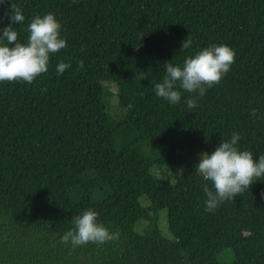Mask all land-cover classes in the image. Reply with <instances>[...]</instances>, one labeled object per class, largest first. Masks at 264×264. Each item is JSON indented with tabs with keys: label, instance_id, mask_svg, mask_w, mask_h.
I'll return each instance as SVG.
<instances>
[{
	"label": "trees",
	"instance_id": "trees-1",
	"mask_svg": "<svg viewBox=\"0 0 264 264\" xmlns=\"http://www.w3.org/2000/svg\"><path fill=\"white\" fill-rule=\"evenodd\" d=\"M13 3L25 16L12 23L19 42L27 43L34 16L53 13L68 46L32 84L0 83V264H264V177L210 213L203 187H214L196 170L197 152L211 154L234 132L239 150L264 155V119L249 115L255 108L264 116V0ZM8 8L0 5V30L10 23ZM187 37L192 46L180 50ZM221 44L235 61L204 96L180 89L181 101L171 104L156 95L166 63L182 67ZM60 61L71 65L62 74ZM102 81L115 83L125 109L115 121ZM189 97H198L193 109ZM146 139L155 153L133 145ZM155 164L182 170L170 182L154 175ZM162 208L173 240L158 228ZM87 209L119 239L75 249L61 243ZM139 218L147 220L142 232L134 230ZM223 248L232 261L217 259Z\"/></svg>",
	"mask_w": 264,
	"mask_h": 264
},
{
	"label": "clouds",
	"instance_id": "clouds-1",
	"mask_svg": "<svg viewBox=\"0 0 264 264\" xmlns=\"http://www.w3.org/2000/svg\"><path fill=\"white\" fill-rule=\"evenodd\" d=\"M76 0H73L75 3ZM8 3L6 12L10 21L7 27L0 30V83L23 81L32 84L34 80L48 71L50 55L67 48L66 39L61 38V24L53 13L36 15L27 25L29 33L27 43L18 40V32L12 23L22 24L25 16L13 0H0V5ZM0 19H3L0 17ZM192 41L187 37L180 50L189 49ZM83 51V47L81 49ZM235 61V51L227 45H213L188 56L183 66L166 63V75L161 83L155 84L156 95L171 104L181 101L180 89L189 93H198L202 97L207 88L219 84ZM70 63L60 61L56 66L58 74L70 68ZM83 68V61L77 63V70ZM140 79H146L141 76ZM198 98V97H197ZM197 98L186 100L188 109L197 105ZM250 116L264 119L258 109H252ZM239 133H233L229 140L221 142L211 153H201L197 172L210 181L214 191L207 185L203 187L206 194L205 211L214 212L224 201H233L261 177H264V155L253 158L252 152L237 148ZM264 197V193H262ZM98 212L85 210L82 215L72 218L73 227L60 236V242L71 245L73 249L89 243L103 245L116 241L119 231H109L102 223H98Z\"/></svg>",
	"mask_w": 264,
	"mask_h": 264
},
{
	"label": "rangeland",
	"instance_id": "rangeland-1",
	"mask_svg": "<svg viewBox=\"0 0 264 264\" xmlns=\"http://www.w3.org/2000/svg\"><path fill=\"white\" fill-rule=\"evenodd\" d=\"M101 84L107 91L105 93L104 98L106 101V109H107V112L111 120L115 121L117 119H120L125 113V109L122 108L118 104V90H117L115 83H113L112 81H102ZM127 140L128 139H126L125 141ZM132 142H133V145L142 153L150 155L157 151V149L155 148V145L153 144V141L150 139L141 141L139 145H137V142L135 141H132ZM120 144H121V141L117 139V145H120ZM201 153H205V152L203 150H200L196 154L198 160H200ZM181 170H182V166H176V165L175 166L174 165L164 166V165L155 164L152 167V172L154 173L156 177H159L160 179H166L170 182H174L176 180ZM138 200L140 204L143 206L149 205V199L144 195L139 196ZM156 217H157L158 228L161 234L165 238L173 240L174 237L172 233L170 232V230L168 229V225H167L166 209L165 208L159 209L156 212ZM146 224H147V220H145L144 218H139L134 223V230L136 232H142ZM217 259L223 262L232 261L233 260L232 250L230 248H223L218 253Z\"/></svg>",
	"mask_w": 264,
	"mask_h": 264
}]
</instances>
